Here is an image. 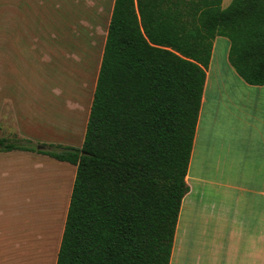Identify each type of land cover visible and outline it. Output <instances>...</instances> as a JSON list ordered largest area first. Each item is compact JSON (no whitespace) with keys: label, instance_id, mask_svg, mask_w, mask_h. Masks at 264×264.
<instances>
[{"label":"trees","instance_id":"obj_1","mask_svg":"<svg viewBox=\"0 0 264 264\" xmlns=\"http://www.w3.org/2000/svg\"><path fill=\"white\" fill-rule=\"evenodd\" d=\"M114 0L80 148L36 150L76 167L55 264H169L215 37L264 85V0Z\"/></svg>","mask_w":264,"mask_h":264},{"label":"crops","instance_id":"obj_2","mask_svg":"<svg viewBox=\"0 0 264 264\" xmlns=\"http://www.w3.org/2000/svg\"><path fill=\"white\" fill-rule=\"evenodd\" d=\"M73 1L0 0V71L5 65L11 71L12 65L31 63L95 65L81 133L74 121L58 125L57 110L29 109L21 96L14 104L21 140L62 146L83 143L114 0L97 15L92 12L96 23L86 13L72 10ZM222 2L221 9H226L232 0L226 8ZM229 49L227 38L215 37L185 176L188 191L181 200L169 264H264V85H249L238 76L228 61ZM10 77L7 72L6 98ZM30 144L26 146L35 149ZM46 157L50 158L34 151L0 152V220L10 209L1 200L8 190L18 186L36 202L41 189L68 185L55 264L76 167ZM47 165L62 168L67 175L49 185L39 174Z\"/></svg>","mask_w":264,"mask_h":264},{"label":"rangeland","instance_id":"obj_3","mask_svg":"<svg viewBox=\"0 0 264 264\" xmlns=\"http://www.w3.org/2000/svg\"><path fill=\"white\" fill-rule=\"evenodd\" d=\"M109 2L75 0L70 2V8L86 13L87 18L96 23L92 12L97 15L99 9ZM230 2L231 0H223L222 8H226ZM94 68V64L88 63H31L12 65L11 71H8L5 65V70L0 71V136L22 145L31 143L30 146L35 149L47 145L46 142L36 143L19 138L14 119V104L21 96L24 105L29 109L57 110L59 116L54 117L58 125L74 121L75 130L80 134L84 125L82 115L90 102ZM7 72H11L9 98L4 95ZM68 146L80 148L81 144L70 142ZM43 149L54 150L44 146ZM39 174L47 177V183L49 181V185H52L63 180L67 172L55 165H47L39 168ZM17 187L1 195L2 203L7 201L10 209L8 214L3 212L0 220V264H53L70 192L69 186L52 191L51 188L41 189L36 202L32 201L33 197L27 196L26 191H19ZM27 198L29 199L26 200ZM31 198L33 199L29 201Z\"/></svg>","mask_w":264,"mask_h":264},{"label":"water","instance_id":"obj_4","mask_svg":"<svg viewBox=\"0 0 264 264\" xmlns=\"http://www.w3.org/2000/svg\"><path fill=\"white\" fill-rule=\"evenodd\" d=\"M37 149H39V150H40V149H43V147H41V146H40V147H38Z\"/></svg>","mask_w":264,"mask_h":264}]
</instances>
